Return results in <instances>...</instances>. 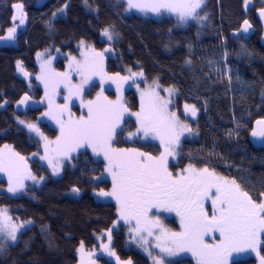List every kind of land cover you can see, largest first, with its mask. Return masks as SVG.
<instances>
[{"label": "trees", "instance_id": "16d2710c", "mask_svg": "<svg viewBox=\"0 0 264 264\" xmlns=\"http://www.w3.org/2000/svg\"><path fill=\"white\" fill-rule=\"evenodd\" d=\"M123 1L0 0V36L12 26L13 5L22 6L26 19L16 45L0 47V105L5 104L0 109V148L10 146L24 157L41 152L38 141L14 121L36 122L42 112L41 107L14 108L25 96L33 101L42 97L33 78L37 73L35 53L55 48L63 55H75V46L82 41L96 51L104 50L108 44L100 35L109 28L118 35L111 42L114 56L107 59L108 73L142 71L146 81L156 80L162 87L176 89L175 108L185 104L198 111L196 139L181 144L176 166L171 164L170 170L189 164L197 169L209 167L229 180L235 179L257 202L264 201L260 195L264 191V149L256 150L248 141L253 124L264 117V48L259 43L262 29L255 16L257 10L264 9V0H205L202 12L207 18L200 32L195 25L177 29L172 19L126 15ZM245 20L253 27V36L231 38ZM18 61L31 77V92L16 72ZM63 61L59 60L57 67H62ZM125 103L131 112L137 110L138 98L133 91L126 92ZM38 125L48 139L55 138L53 128L46 123ZM134 128L132 120L125 121L115 146L158 157L161 148L156 142L124 141ZM29 168L37 177L48 176L37 160L30 161ZM104 173L103 162L84 151L64 165L60 178H49L17 198L3 191L6 182L0 176V207L9 209L13 224L24 225L17 231V240L0 251V264H78L80 251L94 250L97 237L108 232L116 220L115 206L97 202L93 196L111 188ZM73 188L79 190L78 197L68 196ZM110 233L111 252L117 261L98 260L94 264H150L126 243L123 226ZM81 242L83 249L78 251ZM168 264L194 263L181 258ZM230 264L255 261L245 257Z\"/></svg>", "mask_w": 264, "mask_h": 264}, {"label": "snow or ice", "instance_id": "6c2138e0", "mask_svg": "<svg viewBox=\"0 0 264 264\" xmlns=\"http://www.w3.org/2000/svg\"><path fill=\"white\" fill-rule=\"evenodd\" d=\"M87 3V0H85ZM205 0H127L128 8H135L141 12L151 11L159 14L161 10L175 13L181 24L189 20L199 22L206 16H201L200 9ZM14 8L20 9L21 5L15 4ZM59 11H62L59 10ZM56 13H53L55 16ZM261 17H264V9L260 11ZM15 20L16 17L14 16ZM20 23H24L23 17ZM244 31L247 32L250 27L247 20L244 21ZM16 28L8 30L7 37H0L9 41L16 39ZM102 35L108 40H112L114 35L109 28L102 30ZM83 43V41L81 42ZM107 51V50H106ZM41 55L40 53L37 54ZM100 57L102 53H96ZM73 61L75 58H72ZM190 64V60H186ZM70 70L77 71L83 75V82L78 91L83 89V85L88 83L90 71L93 66L89 62L83 64L75 62V67L70 64ZM17 68L23 71L20 62H17ZM42 72H45V65H41ZM131 71V69H128ZM27 75V73H25ZM69 73H56L48 68L44 76L37 77L45 83L46 95L51 83L57 87L60 82L68 86L71 81ZM144 73H132V76H143ZM107 76V73H103ZM116 82L117 79L126 81L131 77H121L119 73L116 77H108ZM103 83V80H102ZM155 88L160 84L154 80ZM75 87V86H73ZM153 87L147 91L141 92L140 112L134 113L137 119L138 132H143L144 137L159 138L164 146V152L159 157H154L136 149H117L112 147V142L118 136L117 128L120 126L124 113L128 112L119 100L109 101L107 97H100L96 102H89L87 107V116H81L78 120L71 119L64 121L58 119L61 135L57 138V145L66 146V151L61 152L67 155L78 147H90L94 154L101 152L107 161L105 171L112 177V191H100L99 195L113 197L118 207L120 219L126 224L135 220V228H130L135 236L139 237L141 247L148 253L153 264H166L163 256L154 255L148 248L147 236H152L154 230H158L160 235L156 237L157 243L153 245L159 248L160 253L166 256L176 255L178 252H191L197 259V264H227V257L233 251H242V242H248V247H254L252 243L258 233L264 232V201L257 202L235 179L229 180L219 175L209 167L197 169L189 164L181 173L174 176L168 171L167 158L176 152V146L179 144L180 136L183 132L192 130L186 123H182L175 112L168 110L171 100H164ZM169 96L175 94L176 89L169 87L165 89ZM72 94L66 97L71 100ZM25 100L27 97L24 98ZM24 101L21 100L20 103ZM52 101L49 100V111L45 116L53 119L56 116L52 111ZM60 116H63L67 110V105L63 108L56 106ZM186 109H191L192 115H196V109L193 106L185 105ZM24 123V121H20ZM259 130H253V137L264 138V120H258ZM27 127L39 135L42 139L47 137L40 131L35 124H27ZM179 129V131L177 130ZM136 133H129V138ZM8 148L10 155L0 152V172L8 175L10 193H16L24 188L23 179L36 180V177L28 172L26 176L21 174L17 161L24 158L19 156ZM45 151L48 146L45 145ZM47 157H41L46 159ZM50 165L52 161L49 160ZM58 163V162H57ZM58 172V168L53 165V174ZM40 179H43L41 177ZM78 189L73 188V193H78ZM264 197V191L260 193ZM205 201H210L212 211L206 209ZM155 209L159 211L175 212L180 218L181 231H172L166 228L162 220L155 219L149 213ZM13 218L8 214V209L0 208V251H3V239L6 237L11 241L17 240V231L24 227L23 224L16 225L12 223ZM26 223H31L27 221ZM218 233V237L215 234ZM212 237L218 242L209 243L205 237ZM111 237H109L110 239ZM83 249L81 242L80 249ZM109 255H114L109 250Z\"/></svg>", "mask_w": 264, "mask_h": 264}, {"label": "rangeland", "instance_id": "374dc122", "mask_svg": "<svg viewBox=\"0 0 264 264\" xmlns=\"http://www.w3.org/2000/svg\"><path fill=\"white\" fill-rule=\"evenodd\" d=\"M125 5V13L126 15H136L138 17L144 18V19H152L156 21H161L163 19H172L175 23V27L180 30L186 29L189 25H195L198 29V32H200L203 29V26H205L206 18L200 20L199 22L195 20H189L184 24H181L178 20V16L175 13L167 12L166 10H161L159 14L147 11V12H141L138 9L135 8H128L127 0H124ZM204 6V5H203ZM202 6V9H203ZM202 9L198 10L200 11L201 16H206L203 14ZM16 17L14 20L12 18V27L16 28L15 35L17 36L19 31H22L25 29L26 25V19L24 17L23 9H17L13 7V17ZM23 17L24 23H20V19ZM9 30V29H8ZM7 32L0 36V37H7ZM101 40L104 42H107V47L104 48V50L96 51L93 49L91 45L86 44H77L75 46L76 54L75 55H63L59 49L55 48H49L45 49L43 51H38L34 55V61L37 68V73L33 77L36 81V85L42 90V97L38 101H33L30 96H25L27 99H22L23 103H17L14 108L15 110H21L25 111L30 108H42V112L40 113V116L38 117L36 122H28L19 118H15V123L24 128L25 131L29 134L30 137L37 140L40 144V154H32L30 156L23 157L24 159L22 161H17L19 168L21 170V174L23 176H26L28 172L30 171L29 168V162L33 160H37L41 166H44L48 171V176H43V179H40L41 177L35 176L32 172L31 174L36 177V180L32 179H23L24 188L17 191L16 193H10L8 191L9 187V180L8 175L5 172H0V176L4 179L6 182V186L4 188V192L11 198H17L25 194V190L29 188H38L42 186L49 178L50 179H58L61 177L62 169L65 164L69 163L72 158H74L77 154L81 152H88L94 160L101 161L104 164V168L107 166V161L104 159V155L101 152L99 155L94 154L92 149L90 147H78L74 151L68 152L67 155H62L61 152L66 151V146L60 145L58 146L56 141L57 138L60 137L61 131H60V124L57 122L58 119H62L64 121L69 120L68 113H71V119L78 120L81 116H87V105L90 101L96 102L98 100V94L102 93V96L100 99L102 100L103 97H107L109 101H117L118 98L120 102L127 108L125 103V95L127 91H133L137 98H138V107L135 112H131L128 109V112L124 113V116L122 120L120 121V126L117 128V132L121 128L122 124L127 120H132L134 122L135 128L132 133H136L135 136H132L129 138V134H127L124 138L125 142H156L160 145L161 153L164 152V146L161 144L159 138L153 139L152 137L145 138L143 132L137 133V128L139 125L137 124V119L134 113L140 112L141 109V92L147 91L149 87L155 88V85L153 84V81H146L143 76H132V73H138V71H128L125 70L120 74L121 77H131L130 79L126 81H121L119 79L116 80V82H113L112 79H109L108 77H116V74H110L106 71V62L107 59L112 58L114 56L113 51L111 50V42L112 40H108L106 37H104L101 33L100 35ZM261 38V35H260ZM259 38V40H260ZM16 45V39L9 41L6 39H0V47L3 46H14ZM107 50V51H106ZM40 53L41 55H37ZM96 53H102L103 55L98 57L95 54ZM72 58H75L73 61ZM59 60H64L62 63V67H57L56 63ZM89 62L93 66V71H90L87 75L89 76L88 83L83 85V89L81 91H78L79 86L83 82V75L77 71L70 70V64L75 67V62H79L81 64L85 62ZM21 64V63H20ZM41 65H45V72L48 68L54 70L56 73H69V79L71 83L68 86H65L64 82H60L57 87H54L51 83L49 84V88L47 90L46 95V89H45V83L42 79H38L37 77L44 76L45 72H42ZM16 72L17 74L26 82L29 88V92H31V84H30V76L25 75L24 71H20L17 68L16 64ZM103 73H107V76H103ZM103 80V83H102ZM75 86V87H73ZM97 86L96 90L92 92L90 96H87L86 94L90 92V90ZM165 87L160 86L159 88H155V90L160 94V96L164 100H171L172 102L168 105V110L170 112H175L177 116L179 117L180 121L182 123H186L189 128L192 130L191 132H183V134L180 136L179 144L176 146V152L174 155L169 156L167 158V167L168 171L171 172L174 176L181 173L183 169L187 168H179L175 167L174 170H170V165L176 166V159L179 154V148L181 144L184 141H192L196 139V128L195 123L198 118V111L196 110V115L193 116L191 109H186L185 104L180 106L179 108H175L174 106V99L176 97V92L174 95L169 96V93L165 91ZM111 92V95L108 96L106 92ZM70 93L72 94L71 100H67L66 97H69ZM52 101V111L53 114L56 116L55 119H53L50 116H45L44 113L49 111V100ZM5 104L0 105V109L4 108ZM60 106V108H63L65 105H67V110L64 112L63 116H60L59 110L56 108V106ZM174 106V107H173ZM192 106V105H189ZM24 107V108H21ZM20 121H24V123H21ZM35 124L39 128V123H46L48 126L53 128L56 131V136L53 139L44 140L39 135H37L35 132L31 131L27 124ZM179 131V129H177ZM45 136V135H44ZM46 137V136H45ZM249 137V136H248ZM116 138L112 142V147L117 148L115 146ZM130 142V143H132ZM45 145L48 146V151H45ZM13 152H15L12 147H10ZM117 149H133V148H117ZM0 152H3L5 155H10L8 148L2 147L0 148ZM16 153V152H15ZM47 157L46 159H41V157ZM160 156V155H159ZM158 156V157H159ZM49 160L52 161V164L50 165ZM58 162V163H57ZM53 165H55L58 168V172L56 174H53ZM103 178L105 180H108L110 182L111 188L108 192L112 191V177L111 175L105 171ZM101 180L97 179L96 181ZM100 192L94 193V199L97 202L102 203H111L115 206L116 209V220L112 224L111 228L108 232L101 234L97 237V246L92 251H80L79 256V263L78 264H94V262H97L98 260H108L112 261L115 260V255H109V250L111 251V242L109 239V234L113 230H116L119 225L123 226L126 236V243L131 245L135 250L139 251L141 254H143L149 261L150 264H153L152 259L149 257L148 253L144 250L143 247H141V244L139 242V237L135 236V234L131 231H129L130 228H135V220H132L130 224H126L122 219H120L119 212H118V205L116 200L111 196H102L99 195ZM68 196L70 197H78V193H73L72 191L68 193ZM206 209L211 212L212 206L210 201H205ZM0 208H6V207H0ZM8 209V208H6ZM8 214L10 215L9 209ZM150 216H152L153 219L159 217L162 220L163 225L166 228L171 229L172 231H181L180 227V218L176 215L175 212H168V211H159L157 212L155 209H153L150 213ZM173 219V220H172ZM167 221H170L172 224L168 223ZM174 226H177L176 229H174ZM144 236H146L148 240V248L154 255H160L163 256L166 264L171 261H175L181 258H188L193 261L194 264H197V259L192 255L191 252L184 251V252H178L176 255L173 256H166L163 253H160L159 248L153 247L157 243L156 237L160 235V232L158 230H154V234L152 236H147V233H143ZM218 233L215 234L216 237H218ZM205 240L209 243L218 242V240H213L212 237L206 236ZM10 241V242H8ZM14 241H11L10 239H7L6 237L3 239V246H9L13 244ZM248 242H242L243 250L242 251H233L228 257H227V264H230L232 261L243 259L245 257H251L255 261V264H264V232L258 233L255 240L252 242L254 244V247H248ZM3 247V248H4ZM117 261V259L115 260ZM119 262V261H118ZM98 263V262H97ZM101 263V262H100ZM117 264H130L129 261L127 262H119Z\"/></svg>", "mask_w": 264, "mask_h": 264}, {"label": "water", "instance_id": "95a60500", "mask_svg": "<svg viewBox=\"0 0 264 264\" xmlns=\"http://www.w3.org/2000/svg\"><path fill=\"white\" fill-rule=\"evenodd\" d=\"M260 11L261 10H257L255 12V16H256V19L259 22L260 27L262 29L261 38L259 40V43L264 48V17H261ZM249 25H250V27L248 28V31L245 32L244 31V28L246 26L244 25V22L241 23V25L239 26L238 30L236 32H233V33L230 34L231 38L235 39L237 37H241V38H247L248 39V38L252 37L253 34H254V29H253V27L251 26L250 23H249ZM259 120H264V117L262 119H259ZM256 122L252 126L251 132H250L249 137H248V141H249L250 145L254 149L261 150V149H264V138H261V137H253L252 134H251L253 130H257L258 131L259 128H260V126L257 125Z\"/></svg>", "mask_w": 264, "mask_h": 264}]
</instances>
